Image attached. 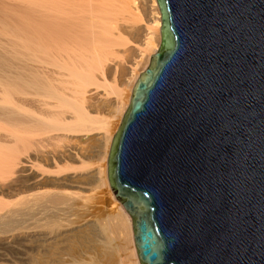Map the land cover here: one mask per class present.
Returning <instances> with one entry per match:
<instances>
[{"label":"water","instance_id":"95a60500","mask_svg":"<svg viewBox=\"0 0 264 264\" xmlns=\"http://www.w3.org/2000/svg\"><path fill=\"white\" fill-rule=\"evenodd\" d=\"M157 3L107 162L140 264H264V0Z\"/></svg>","mask_w":264,"mask_h":264},{"label":"bare ground","instance_id":"6f19581e","mask_svg":"<svg viewBox=\"0 0 264 264\" xmlns=\"http://www.w3.org/2000/svg\"><path fill=\"white\" fill-rule=\"evenodd\" d=\"M160 46L157 0H0V264H140L87 194Z\"/></svg>","mask_w":264,"mask_h":264},{"label":"rangeland","instance_id":"374dc122","mask_svg":"<svg viewBox=\"0 0 264 264\" xmlns=\"http://www.w3.org/2000/svg\"><path fill=\"white\" fill-rule=\"evenodd\" d=\"M128 95V92L126 91L125 92V96H127ZM117 120L118 119H115L114 120V124H116L115 126H116V128L118 127V123H119V121H118V123H117ZM118 132V131H117ZM116 132V133H117ZM100 189V190H99ZM102 189V190H101ZM90 193V194H89ZM94 194V195H93ZM88 196H90V197H88L87 196V199H88V201L89 202H91L92 201V199H93V201L91 202V203H94V204H97V206L99 205L100 207H106V208H108V213L109 212H111V213H113V212H116L117 210H118V206H120L121 204L115 199V197H114V195H113V193H112V190H111V187L110 188H106V187H98V188H95L94 189V191H91V192H88V194H87ZM92 195V196H91ZM92 197V198H91ZM90 198H91V201H90ZM95 198L97 199V200H95ZM99 198V199H98ZM99 201V202H98ZM96 202V203H95ZM99 204H98V203ZM101 202L103 203V205H101ZM105 204V205H104ZM110 209V210H109ZM106 214H107V211H106V213H102V214H100V216L101 215H103V217H105L106 216ZM134 240V239H133ZM134 246H135V241H134ZM135 249H136V246H135ZM136 252H137V250H136Z\"/></svg>","mask_w":264,"mask_h":264}]
</instances>
